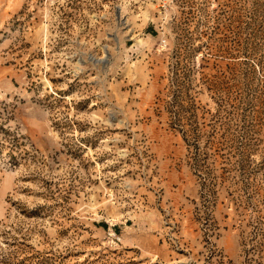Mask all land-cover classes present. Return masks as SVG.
Listing matches in <instances>:
<instances>
[{
	"label": "rangeland",
	"instance_id": "1",
	"mask_svg": "<svg viewBox=\"0 0 264 264\" xmlns=\"http://www.w3.org/2000/svg\"><path fill=\"white\" fill-rule=\"evenodd\" d=\"M0 264H264V0H1Z\"/></svg>",
	"mask_w": 264,
	"mask_h": 264
},
{
	"label": "trees",
	"instance_id": "2",
	"mask_svg": "<svg viewBox=\"0 0 264 264\" xmlns=\"http://www.w3.org/2000/svg\"><path fill=\"white\" fill-rule=\"evenodd\" d=\"M185 135H186L187 137H189V136L192 137V136H191V135H192V134H191V131H185ZM192 138H193V137H192Z\"/></svg>",
	"mask_w": 264,
	"mask_h": 264
},
{
	"label": "built area",
	"instance_id": "3",
	"mask_svg": "<svg viewBox=\"0 0 264 264\" xmlns=\"http://www.w3.org/2000/svg\"><path fill=\"white\" fill-rule=\"evenodd\" d=\"M1 1V0H0Z\"/></svg>",
	"mask_w": 264,
	"mask_h": 264
}]
</instances>
